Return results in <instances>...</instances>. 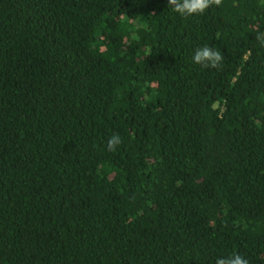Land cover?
Returning a JSON list of instances; mask_svg holds the SVG:
<instances>
[{
    "label": "trees",
    "instance_id": "obj_1",
    "mask_svg": "<svg viewBox=\"0 0 264 264\" xmlns=\"http://www.w3.org/2000/svg\"><path fill=\"white\" fill-rule=\"evenodd\" d=\"M258 33L264 0H0V264H264Z\"/></svg>",
    "mask_w": 264,
    "mask_h": 264
},
{
    "label": "clouds",
    "instance_id": "obj_2",
    "mask_svg": "<svg viewBox=\"0 0 264 264\" xmlns=\"http://www.w3.org/2000/svg\"><path fill=\"white\" fill-rule=\"evenodd\" d=\"M222 0H168V6L172 11L182 17H188L195 14H203L211 6H219ZM257 41L264 47V33H258ZM193 62L204 68H219L224 56L220 51L207 45L197 48L193 56ZM122 143L119 134H113L107 141L108 150L115 151L117 146ZM216 264H249L248 260L238 253L225 258H218Z\"/></svg>",
    "mask_w": 264,
    "mask_h": 264
}]
</instances>
